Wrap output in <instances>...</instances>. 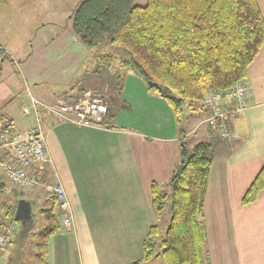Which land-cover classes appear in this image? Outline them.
Segmentation results:
<instances>
[{"label": "crops", "instance_id": "obj_1", "mask_svg": "<svg viewBox=\"0 0 264 264\" xmlns=\"http://www.w3.org/2000/svg\"><path fill=\"white\" fill-rule=\"evenodd\" d=\"M256 1L264 19V0ZM68 2L17 0L12 7L0 5V50L11 60L12 55L24 60L21 67L15 64L18 74L12 64L15 62L0 58V121L9 119L24 131L36 125L32 110L23 113L31 106V98L52 104L83 90L95 89L104 95L116 87L122 57L92 54L68 25L58 28L50 24L48 30L36 32L31 40L26 35L21 43L10 36L11 24H37L45 22L42 20L47 16L48 22L69 18ZM28 41L31 52L26 54ZM134 77L133 73L124 75L118 95L122 102L112 99L116 107L107 103L110 112L101 126L78 128L41 113L51 158L49 179L62 183L72 215L70 228L60 226L49 237L45 263L131 264L142 260V243L149 228L159 227L162 221L152 210L151 184L160 187L168 183L180 162L183 143L191 149L206 142L212 161L200 221L205 237L202 251L208 264H264V189L253 203L245 205L241 201L264 159V42L248 66L244 79L249 90L247 107L232 122L230 140L210 132L205 124L207 111L201 103L185 105L175 115L164 99ZM129 86H134L147 105L154 106L149 112H141L144 118L140 125H122L124 112L130 120L129 114L138 111L139 103L128 93ZM29 115L32 122L28 123ZM51 203L50 208L41 207L34 221L15 224L16 231L9 240L30 239L34 244L31 234L44 224L40 216L58 209L56 202ZM4 251L0 264H13L15 253ZM144 264L165 263L157 257Z\"/></svg>", "mask_w": 264, "mask_h": 264}, {"label": "trees", "instance_id": "obj_2", "mask_svg": "<svg viewBox=\"0 0 264 264\" xmlns=\"http://www.w3.org/2000/svg\"><path fill=\"white\" fill-rule=\"evenodd\" d=\"M132 1L80 0L68 18L70 31L88 49L100 40L120 49L121 73L114 83L118 94L124 75L133 73L175 115L185 105L200 104L208 92L245 79L264 42V19L256 0H147L144 6ZM211 161L209 143L191 149L182 144L167 191L156 183L150 187L153 213L159 221L168 216L167 225L159 239V227L149 228L142 260L131 264L157 257L165 264H208L200 216ZM263 189L264 159L242 204L253 203ZM17 202L0 200V212L13 223ZM43 220V227L31 234L37 264H46L48 239L60 227L53 211Z\"/></svg>", "mask_w": 264, "mask_h": 264}, {"label": "built area", "instance_id": "obj_3", "mask_svg": "<svg viewBox=\"0 0 264 264\" xmlns=\"http://www.w3.org/2000/svg\"><path fill=\"white\" fill-rule=\"evenodd\" d=\"M248 86L245 80L236 82L224 90L205 94L201 106L207 111L205 124L213 135L222 139L232 138V122L247 107ZM36 126L20 132L9 119L0 121V182H10L20 190L43 189L53 199L62 213L61 225L72 226L64 187L58 180H50L51 158L48 152L41 113L45 112L59 122L78 128H92L104 124L108 115L107 103L95 89L67 95L55 103H41L31 98L30 106ZM24 108L23 113L29 114ZM15 224L0 212V256L14 235Z\"/></svg>", "mask_w": 264, "mask_h": 264}, {"label": "rangeland", "instance_id": "obj_4", "mask_svg": "<svg viewBox=\"0 0 264 264\" xmlns=\"http://www.w3.org/2000/svg\"><path fill=\"white\" fill-rule=\"evenodd\" d=\"M14 1L16 3L17 0H0V5L3 4V6H6L8 4H10V6H14ZM34 1V0H32ZM70 2V13L71 11L74 9L75 7V3L77 2V0H68ZM68 2V3H69ZM147 0H133L132 1V5L133 6H144L146 4ZM39 4L44 3V0H38ZM49 16L44 17L42 21L45 22H38L37 24H18L16 23V25L11 24L9 26V30L11 31L10 36H13L16 40H19L18 42L22 41L23 42V38L28 35V37L31 38L36 35V32L39 33L42 30H48L50 26V24H55L57 25V27H65L66 25H70V21L68 20V18H64L58 21V22H48ZM47 23V24H46ZM35 26V28L33 29V27ZM67 29V28H65ZM70 29V28H68ZM19 33L21 34V38H19ZM23 33V35H22ZM21 43V42H20ZM87 48V47H86ZM92 49H88L91 50V53L94 54L96 52L101 53L102 55H109L111 56V58L113 59H119L120 57L123 56L122 52L120 51V49H118L117 46H113L111 44H108L107 42L100 40L99 43L96 46L91 47ZM31 52V42L28 41L27 44L24 47V53L29 54ZM4 57L6 60L10 61L14 66V70L16 72H18V74L20 73L19 70H17V67L15 64H17L19 67H21V65L23 64V58L22 56H17V55H12V60L10 59L9 56H7L4 52H2L0 50V58ZM27 57V56H26ZM95 58V56H93ZM96 59V58H95ZM102 67V64H100ZM103 67H105L103 65ZM79 73L82 74V69L79 70ZM90 72H87V75H89ZM134 78H138V77H134ZM139 80V79H136ZM96 83V82H95ZM131 83V82H130ZM133 83H131L132 85ZM24 86V85H23ZM29 87V86H28ZM25 89V86L23 87ZM27 91V90H26ZM128 93H130L132 95L133 100H136V102H138L139 104L136 106L138 111H134L133 113L129 114L130 116V120L127 119V112H124L123 116L121 117V121H122V125H125V123L129 124V123H138L139 125L143 122V118L144 115H141V112H144V109H146L148 112L150 110V108H154L153 105L149 106V104L147 105L146 101H144L140 94L137 92V90L133 87H130L127 89ZM77 92V91H75ZM110 94H102V98L104 100L105 103H109L112 107L114 106L113 104V100L116 98L119 102H122V100L120 99V97H118V93L117 91L111 90L109 92ZM109 95H111L112 97L110 98ZM120 96V95H119ZM119 98V99H118ZM113 99V100H112ZM118 104H116L114 107H116ZM29 110H31L30 107H26ZM107 108L109 109L108 105ZM149 108V109H147ZM114 112V109H113ZM30 114H32V111L30 112ZM113 119V116L110 117V119ZM27 122L29 123V121L32 122V115H29L28 117H26ZM35 124V123H34ZM15 125L18 127V124L15 122ZM183 125V124H182ZM36 126V125H35ZM20 132H23L19 127H18ZM29 129V128H28ZM27 130V129H26ZM24 130V131H26ZM188 141H191V139H189ZM190 149V147L188 148ZM1 185H3L0 188V200H4L6 202H12L15 200H26L30 203L31 206V221H34V219L36 218V215H38L39 210L41 209V207H45V208H50L51 206H53V204L51 203V198L46 194V192L41 189V188H36L33 190H20L19 188H17L15 185L11 184L10 182H2L0 183ZM162 188V190L167 191L168 186L167 183L160 186ZM9 200V201H8ZM58 206V205H57ZM54 210V209H53ZM57 210H59V208L57 209V207H55V210L53 211V213L56 216V219L59 223L58 218L61 221V216L62 213L59 210V212H57ZM40 213V212H39ZM42 220L43 216H40ZM168 217V216H167ZM14 224L16 225H23V222H15ZM60 226L61 222L59 223ZM166 223H165V218L162 219V221L159 223V227H160V232L157 236V239H159L161 237V235L163 234V231L166 227ZM39 226V225H38ZM38 228V227H37ZM40 229V227H39ZM59 231V230H58ZM57 231V232H58ZM156 239V240H157ZM7 250H5L4 252H6V254L11 253H15V257H16V264H37V259L35 258V247L34 244L31 242V240H27V241H19L17 239L10 241V245L6 248Z\"/></svg>", "mask_w": 264, "mask_h": 264}, {"label": "water", "instance_id": "obj_5", "mask_svg": "<svg viewBox=\"0 0 264 264\" xmlns=\"http://www.w3.org/2000/svg\"><path fill=\"white\" fill-rule=\"evenodd\" d=\"M31 206L30 203L26 200L20 199L18 200L15 211H14V216L13 219L16 222H23L26 223L30 221L31 219Z\"/></svg>", "mask_w": 264, "mask_h": 264}]
</instances>
